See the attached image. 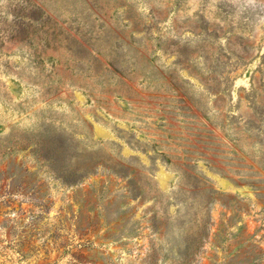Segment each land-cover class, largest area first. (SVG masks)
Wrapping results in <instances>:
<instances>
[{
    "label": "rangeland",
    "instance_id": "1",
    "mask_svg": "<svg viewBox=\"0 0 264 264\" xmlns=\"http://www.w3.org/2000/svg\"><path fill=\"white\" fill-rule=\"evenodd\" d=\"M263 152L264 0H0V264H264Z\"/></svg>",
    "mask_w": 264,
    "mask_h": 264
},
{
    "label": "trees",
    "instance_id": "2",
    "mask_svg": "<svg viewBox=\"0 0 264 264\" xmlns=\"http://www.w3.org/2000/svg\"><path fill=\"white\" fill-rule=\"evenodd\" d=\"M18 150H22V151H24L25 149H18ZM42 149H32L31 151H30V153L31 154H33V155H35V157H36V159L38 160V161H41L42 162V164L43 163H45L46 164V159H44L45 158V156L44 155H41V153H40V151H41ZM54 150L52 149V150H50V151H48L47 152V154H49L50 153V155H51V157L50 158H48V159H50L51 161H53L54 162V158H53V154L51 153V152H53ZM15 152H17V150L16 149H10V151H9V153H15ZM57 153H60L59 151H57ZM241 159V158H240ZM56 160H57V158H56ZM255 161H257V163L259 164V166L261 167V168H263V170H264V152L262 153V155H261V157H260V159L259 160H255ZM239 166H244L245 164L244 163H237ZM123 168H128L129 169V167H127L126 165H124L123 164V166H122ZM115 170H117V169H115ZM133 171V170H132ZM77 173H78V171H76ZM186 172V171H185ZM243 172H245V171H243ZM247 172H249V171H247ZM250 173V172H249ZM65 174V173H64ZM82 175V177L80 178V180L81 179H83V174H81ZM241 181H243V182H246L247 184H250V185H254L255 186V188L257 189V190H264V186L263 185H258V184H256V183H254V180L253 179H251L249 176H245V177H242L241 179H240ZM131 181H133L132 183H129L128 185H127V190L129 191V196L130 197H132V198H141V199H146V191H145V189L142 187V185L140 184V182H137L136 180H131ZM255 181H257V180H255ZM202 189H205L206 191L208 190V191H211V187H209V186H204ZM182 190H184V191H188L189 189H187V188H182ZM261 200L263 201V203H264V192L263 193H261ZM213 199V197L212 196H210V201ZM210 201H208V202H206V206L204 207V208H207V204H209V202ZM239 209H243V205H239ZM200 241V240H199ZM201 242V241H200ZM201 244H198V245H196V248L194 249V251L192 250L191 252H190V254L189 255H192V256H189V257H191V258H194L193 257V254H195V250H197V248L200 246ZM259 255V253H257V252H255L254 251V249L252 248V249H249V250H247V254H246V257H247V260H248V263L247 264H259V262L258 261H256V256H258ZM188 262L187 261H184V264H187ZM189 264V263H188Z\"/></svg>",
    "mask_w": 264,
    "mask_h": 264
}]
</instances>
